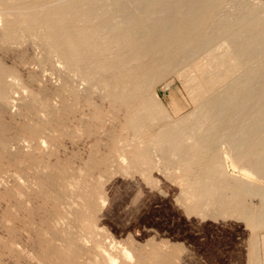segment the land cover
<instances>
[{
  "label": "rangeland",
  "instance_id": "obj_1",
  "mask_svg": "<svg viewBox=\"0 0 264 264\" xmlns=\"http://www.w3.org/2000/svg\"><path fill=\"white\" fill-rule=\"evenodd\" d=\"M242 1L253 17L264 16V0ZM249 20L148 83L143 98L160 115L145 118L139 132L81 65L56 53L39 65L35 57L44 46L38 39L0 45V58L14 69L13 98L0 102V264H264V223L247 219L264 210V178L228 161L222 185L249 181L254 191L239 195L229 210L216 206L222 197L232 200L230 194L195 208L186 174L203 165L180 164L176 155L166 159L156 144L147 145L166 124L195 116L203 99L197 88L213 68V52L232 50L231 34ZM260 62L264 51L251 66ZM194 137L201 142L204 135ZM225 140L218 149L226 150ZM145 147L152 168L137 162ZM154 251L160 258L150 256Z\"/></svg>",
  "mask_w": 264,
  "mask_h": 264
},
{
  "label": "bare ground",
  "instance_id": "obj_2",
  "mask_svg": "<svg viewBox=\"0 0 264 264\" xmlns=\"http://www.w3.org/2000/svg\"><path fill=\"white\" fill-rule=\"evenodd\" d=\"M252 13L242 0H0V45L23 46L38 39L44 46L35 57L39 65H46L52 53L67 64L81 65L87 79L104 85L109 101H118L113 109L126 113L128 127L139 132L145 118L160 115L143 98L148 83L251 18L231 34L232 50L213 52V68L197 88V97L203 99L195 116L184 118L181 125L165 123L147 141L164 150L166 159L176 155L180 164L203 165L186 174V191L196 197L195 208L215 195L230 194L232 200L222 197L216 206L229 210L239 205V195L254 190L249 181L223 186L224 164L229 161L237 170L264 178V62L251 66L264 51V16ZM10 77L14 69L0 58V102L13 98ZM220 83L224 89L215 92ZM199 133L204 135L201 142L194 140ZM220 139L228 141L226 150L218 149ZM137 162L147 168L155 164L146 147ZM247 219L264 223V210ZM150 256L160 258L161 253ZM144 259L140 255L139 262Z\"/></svg>",
  "mask_w": 264,
  "mask_h": 264
}]
</instances>
